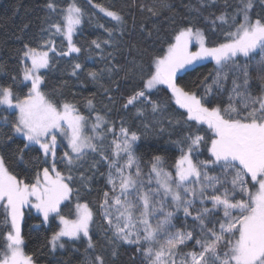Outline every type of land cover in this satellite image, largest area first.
Segmentation results:
<instances>
[{
    "label": "snow or ice",
    "instance_id": "1",
    "mask_svg": "<svg viewBox=\"0 0 264 264\" xmlns=\"http://www.w3.org/2000/svg\"><path fill=\"white\" fill-rule=\"evenodd\" d=\"M89 3L104 16L123 23L118 12L92 0ZM260 3L264 5V0ZM238 4L231 15L225 12L212 21L213 25L216 20L228 25L223 41L215 46H209L204 31L189 22L174 29L166 47L147 66L139 65L140 86L127 96L123 107L135 108L141 116L149 106L153 113L161 111V105L151 97L163 86L178 109L184 110L189 133L173 142L179 155L172 158L171 165L161 155H152L146 162L138 155L147 131L138 134L121 125L117 136L114 126H108L99 113L88 134L90 117L76 104L54 101L42 90V70L50 66L49 52L56 53L54 41L49 39L42 47L24 45L23 79L19 83L25 84L27 92L17 94L12 85H0V110L12 117H0V122L11 129L7 140L14 142L13 138L19 137L23 141V147L15 149L10 158L0 155V214L7 229L0 264H37L34 255L24 251L22 234L26 212L30 215L32 210L42 217V224L59 221L47 240L52 252L64 249L66 241L81 239L87 241V249L95 248L91 235L94 212L89 204L77 202L74 219L61 213L66 201L74 194L79 197L72 172L82 167L89 152H99L109 161V190L99 205L108 229L115 240L136 245L146 264H264V17L253 18L255 0H238ZM47 7L55 10L52 3ZM161 7L170 5L161 0ZM147 11L157 15L152 7ZM83 17L84 10L72 0L62 9V23L50 26L54 34L67 41V51L58 55L80 53L73 35ZM105 31L112 35L111 29ZM92 44L101 47L96 40ZM203 61L215 62L213 83L221 88V79L229 78L227 72L221 76L222 70L228 68L234 73L227 105L209 106L211 101L205 96L179 83ZM80 68L81 64L75 63L72 75ZM88 75L97 77L92 71ZM254 79L261 84L256 95L251 90ZM12 80L17 83L15 76ZM211 90L209 86L206 93ZM87 107L95 110L92 99L87 100ZM108 133L114 135L111 160L96 143ZM36 146L43 159L37 156L34 163L28 160V169L15 172L9 161L25 162ZM65 147L67 150L58 155V149ZM204 152L207 156L201 159ZM59 164L66 166L67 174ZM80 180L86 183L83 174ZM181 211L184 224L178 227L175 221ZM188 218L191 228L186 226ZM85 264L106 262L97 254L86 257Z\"/></svg>",
    "mask_w": 264,
    "mask_h": 264
},
{
    "label": "trees",
    "instance_id": "2",
    "mask_svg": "<svg viewBox=\"0 0 264 264\" xmlns=\"http://www.w3.org/2000/svg\"><path fill=\"white\" fill-rule=\"evenodd\" d=\"M71 2L72 0H0V85H12L17 94L26 93L28 88L24 83H19L23 79L21 52L24 45L42 47L45 41L51 39L56 53L49 52L50 66L42 70L45 81L42 90L48 97L54 101L76 104L83 115L90 117L89 125L94 122L96 113H99L108 121V126H114L117 136L121 125L138 134L147 131L146 136L142 135L138 155H143L145 162L152 155H161L171 165L172 158L179 155L173 142L189 133V128L184 124V110L178 109L170 98L171 94L163 86H160V91H154L151 97L161 105L162 110L159 112L153 113L149 106L141 116L135 108L125 109L123 104L132 90L140 86L139 65L147 66L152 57L159 54L162 47H166L175 28L191 22L204 31L208 45L215 46L223 41L228 25L221 24L218 20L213 25L212 21L225 12L231 15L239 6L238 0H215L214 3L212 0H166L170 5L167 8L161 7V0H92L93 4L100 3L118 12L123 17V23L104 16L89 0H76L84 10V17L83 23L73 35V42L81 51L71 56H60V51H67V41L63 36L54 34L55 30L50 26L62 23V9ZM49 3L54 4L55 10L47 7ZM141 6H144L143 10ZM148 7L155 9L157 15L148 12ZM257 15L264 17V5L260 0H255L252 10L253 18ZM105 29H111L112 35L109 36ZM93 40L101 44L99 49L92 44ZM75 63H80L81 68L76 70L74 76L72 72ZM216 70L215 62H201L195 71L184 74L179 83L188 90L205 96L207 101H211L209 106L227 105L234 73L228 68L222 70L221 76L227 72L229 78L226 81L221 79V88L213 83ZM90 71L97 73L96 79L88 75ZM251 71L255 76L254 67ZM14 76L17 79L15 84L12 80ZM209 86L212 90L206 93ZM251 90L254 95L259 94L261 84L258 80L251 82ZM88 99H92L94 111L87 107ZM236 102L239 103L238 100ZM3 116L12 119L8 111L0 110V117ZM145 125H148L147 129ZM6 134H11L10 126L0 122V155H5L7 159L15 149L23 147V141L19 137H14V142L8 141ZM88 134L91 135V131ZM113 139V133H108L102 142L96 141L100 151L109 160L112 158ZM66 150L58 149V155ZM37 156L43 159L38 146L26 155L25 162L11 164L9 161L10 167L15 172L23 173L30 167L27 161L33 160L34 163L33 158ZM206 156L207 153L204 152L200 158L204 159ZM93 162L95 167H92ZM81 163L82 167L74 168L72 172L79 197L74 194L71 200L66 201L61 206V213L73 219L77 202L89 204L94 212L91 235L95 248L87 249V241L81 239L66 241L64 249L52 252L47 246V240L57 230L59 221L54 219L48 225L42 224V217L32 211L30 215L26 212V222L22 226L24 251L34 255L37 264H85L86 257L90 259L97 254L103 255L106 264H146L136 245L114 239L99 207L103 193L109 190V161L103 160L99 152H89ZM58 167L67 174L64 164H59ZM81 174L86 183L81 182ZM175 223L178 227L184 224L182 211L177 213ZM186 226H193L191 218H188ZM6 230L3 215L0 214V248L4 245Z\"/></svg>",
    "mask_w": 264,
    "mask_h": 264
},
{
    "label": "rangeland",
    "instance_id": "3",
    "mask_svg": "<svg viewBox=\"0 0 264 264\" xmlns=\"http://www.w3.org/2000/svg\"><path fill=\"white\" fill-rule=\"evenodd\" d=\"M193 50H195V48L193 49ZM241 59H243V58H241ZM256 60H259V56H257L256 57ZM204 62V61H203ZM212 62H214V61H212ZM253 65H255V61H253ZM255 68V67H254ZM87 131H90V125H89V129L87 130ZM65 149H67L66 147H65ZM208 207H211V205L210 204H208L207 205ZM197 207H200V205L199 204H197ZM35 214H37L36 212H35V210H32ZM75 218V217H74ZM73 218V219H74Z\"/></svg>",
    "mask_w": 264,
    "mask_h": 264
}]
</instances>
